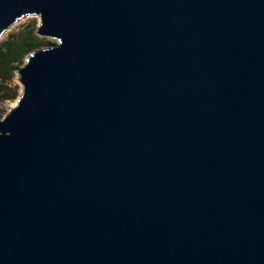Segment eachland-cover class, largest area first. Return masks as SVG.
Returning a JSON list of instances; mask_svg holds the SVG:
<instances>
[{"label":"water","instance_id":"1","mask_svg":"<svg viewBox=\"0 0 264 264\" xmlns=\"http://www.w3.org/2000/svg\"><path fill=\"white\" fill-rule=\"evenodd\" d=\"M25 15L0 264H264V0H0V36Z\"/></svg>","mask_w":264,"mask_h":264},{"label":"trees","instance_id":"2","mask_svg":"<svg viewBox=\"0 0 264 264\" xmlns=\"http://www.w3.org/2000/svg\"><path fill=\"white\" fill-rule=\"evenodd\" d=\"M34 30L31 23L29 27L11 32L0 40V103L17 97L18 86L12 84L15 69L22 64L30 50L46 43ZM3 114L4 110L0 108V118Z\"/></svg>","mask_w":264,"mask_h":264},{"label":"rangeland","instance_id":"3","mask_svg":"<svg viewBox=\"0 0 264 264\" xmlns=\"http://www.w3.org/2000/svg\"><path fill=\"white\" fill-rule=\"evenodd\" d=\"M31 23H33V26L36 28V25L38 23V18H37L36 15H25L23 17L18 18L14 23H12L2 33V35L0 36V40L3 39L4 37H6L11 32H16V31H18L20 29H23L24 27H29V24H31ZM41 39L46 41V43L45 44L43 43V45H40L37 48L46 47V46H49V45H51V44H53L55 42V40L50 38V37H41ZM37 48L35 47L33 49H37ZM12 84H17V86H18L17 90H18V93H19L20 85H19V83H18V81L16 79L15 74H14V77L12 79ZM15 100H16V98H14L13 100L3 101V102L0 103V108L4 110V113L15 105Z\"/></svg>","mask_w":264,"mask_h":264}]
</instances>
